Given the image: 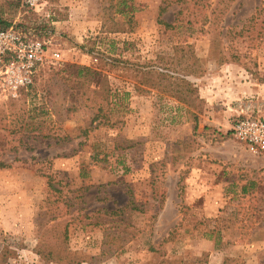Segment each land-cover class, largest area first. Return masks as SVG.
I'll use <instances>...</instances> for the list:
<instances>
[{"label":"rangeland","instance_id":"1","mask_svg":"<svg viewBox=\"0 0 264 264\" xmlns=\"http://www.w3.org/2000/svg\"><path fill=\"white\" fill-rule=\"evenodd\" d=\"M20 1L0 0V20L42 42L44 61L0 104V264H264V156L231 130L264 120V1L168 0L164 30L161 0H133L135 26L113 34L103 17L117 0ZM189 48L194 108L173 79L134 91L144 74L181 77ZM65 66L129 92L114 126L95 127Z\"/></svg>","mask_w":264,"mask_h":264},{"label":"trees","instance_id":"2","mask_svg":"<svg viewBox=\"0 0 264 264\" xmlns=\"http://www.w3.org/2000/svg\"><path fill=\"white\" fill-rule=\"evenodd\" d=\"M168 0H161L162 5L159 7V13L157 17V23L160 25L164 30H172L175 28V25L171 23H167L161 19L162 14L166 10V5ZM264 1V0H262ZM177 3V2H176ZM22 8L28 9L27 7ZM215 9H220V4L215 6ZM136 7L134 6L133 0H117L116 3L110 4L104 12L103 17V26H105L106 32L113 34V33H126L131 32L133 27L135 26L136 22L134 20V13L136 11ZM213 13L211 11V15L213 17ZM116 16L122 20V23L116 22ZM214 18H210V25H212V21ZM216 19V17H215ZM214 19V20H215ZM216 21V20H215ZM189 23V21L187 22ZM9 27H12L11 24L7 22H3L0 20V30H6ZM18 29L19 26H13ZM211 27V26H210ZM94 45V44H93ZM183 51V49H181ZM95 50L92 48L88 50V53H92ZM190 55H189V63L186 64L184 69V74L181 77H174L169 76V74L164 73L160 74L161 80L160 82H153L152 78H149L145 74L143 75L142 81L139 85L134 86V91L136 93H147L150 90H146L143 87L148 86L147 88L155 89L159 87L161 82L165 81V79H173L174 82L177 84L169 83L168 88L176 85L180 90H176L175 93L178 94L176 96L175 101L180 104L184 105L185 111L188 112L191 108L196 106V103L200 101L197 87L189 77H194L197 75L201 70L199 65V60L194 56L192 53L191 48H189ZM187 51L183 52L182 56H187ZM118 62L116 59L113 60ZM186 61V58H185ZM188 61V60H187ZM123 63V62H120ZM124 64V63H123ZM68 70L74 69L75 78L74 82H72V89H75L79 93V99L82 101H88V103L92 106L95 110V115L93 121H98L95 127L99 126H106L112 125L114 126L117 122H112L111 120L115 118L116 114H119L121 111H124L127 108V101L130 96L129 92H118L112 93L108 77L101 73L100 71L85 67V66H77V67H70L65 66ZM143 68H151V65L148 64L146 66H142L141 68L137 67V70ZM60 74V72H57ZM31 85L28 87L30 88ZM166 88V87H165ZM24 90V89H23ZM183 96H181V94ZM122 109V110H121ZM193 120L195 125L197 124V116L193 115ZM87 131H83V136H86ZM97 158V156H95ZM7 166L3 163H0V168H6ZM153 184V181H152ZM115 212H109V215H114ZM119 249V248H118ZM115 248H112L114 251Z\"/></svg>","mask_w":264,"mask_h":264},{"label":"built area","instance_id":"3","mask_svg":"<svg viewBox=\"0 0 264 264\" xmlns=\"http://www.w3.org/2000/svg\"><path fill=\"white\" fill-rule=\"evenodd\" d=\"M44 0H21V6L37 10ZM31 33L15 27L0 30V104L18 97L32 84L36 70L44 61V46ZM232 135L244 143L248 151L264 156V120L251 116L234 122Z\"/></svg>","mask_w":264,"mask_h":264}]
</instances>
